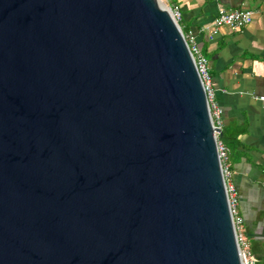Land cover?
Wrapping results in <instances>:
<instances>
[{"label":"water","instance_id":"obj_1","mask_svg":"<svg viewBox=\"0 0 264 264\" xmlns=\"http://www.w3.org/2000/svg\"><path fill=\"white\" fill-rule=\"evenodd\" d=\"M213 131L160 0H0V264H242Z\"/></svg>","mask_w":264,"mask_h":264},{"label":"crops","instance_id":"obj_2","mask_svg":"<svg viewBox=\"0 0 264 264\" xmlns=\"http://www.w3.org/2000/svg\"><path fill=\"white\" fill-rule=\"evenodd\" d=\"M180 11L206 58L213 98L221 109L218 139L228 150L240 232L255 259L264 264V13L262 0H167ZM219 7L251 9V21L238 30L219 26L208 32Z\"/></svg>","mask_w":264,"mask_h":264},{"label":"built area","instance_id":"obj_3","mask_svg":"<svg viewBox=\"0 0 264 264\" xmlns=\"http://www.w3.org/2000/svg\"><path fill=\"white\" fill-rule=\"evenodd\" d=\"M222 1V0H213ZM168 11L172 19L178 25V20L180 19V11L177 7H169ZM261 12L264 13V0H262ZM253 11L251 9H225L219 7L216 10L215 16L212 20L210 30L208 32V37L211 38L217 31L219 26H226L230 30H238L248 24L251 21ZM179 26V25H178ZM183 39L187 45L188 51L191 55L194 68L200 79L203 92L205 95L208 113L210 117V122L214 130L220 129L222 124L221 119V109L216 104L213 98V89L210 79V74L208 72L207 60L200 53L198 46L194 41V37L190 32L182 33ZM258 100L264 103V95L257 97ZM215 137V150L219 162L220 173L223 179L224 190L226 193L227 205L231 217V223L233 226L236 244L242 264H254L255 259L251 255L248 244L242 237L240 232V222L241 218L237 214L236 210V192L233 183L231 182V170L230 163L228 160V150L226 146L217 137V132L213 131Z\"/></svg>","mask_w":264,"mask_h":264},{"label":"trees","instance_id":"obj_4","mask_svg":"<svg viewBox=\"0 0 264 264\" xmlns=\"http://www.w3.org/2000/svg\"><path fill=\"white\" fill-rule=\"evenodd\" d=\"M169 7H173L172 5H169ZM178 25H179V27H180V30H181V32L183 33V34H185L186 33V30L185 29H183L182 27H181V24L179 23V20H178ZM219 138V137H218Z\"/></svg>","mask_w":264,"mask_h":264},{"label":"rangeland","instance_id":"obj_5","mask_svg":"<svg viewBox=\"0 0 264 264\" xmlns=\"http://www.w3.org/2000/svg\"><path fill=\"white\" fill-rule=\"evenodd\" d=\"M160 2L166 7L169 6V4L167 3V0H160Z\"/></svg>","mask_w":264,"mask_h":264}]
</instances>
